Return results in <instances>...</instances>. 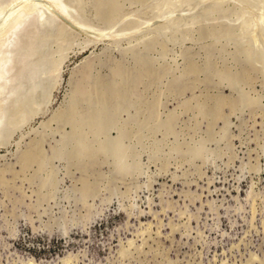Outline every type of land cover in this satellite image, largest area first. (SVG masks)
<instances>
[{"label":"rangeland","instance_id":"374dc122","mask_svg":"<svg viewBox=\"0 0 264 264\" xmlns=\"http://www.w3.org/2000/svg\"><path fill=\"white\" fill-rule=\"evenodd\" d=\"M68 1L19 42L0 264H264V0Z\"/></svg>","mask_w":264,"mask_h":264},{"label":"bare ground","instance_id":"6f19581e","mask_svg":"<svg viewBox=\"0 0 264 264\" xmlns=\"http://www.w3.org/2000/svg\"><path fill=\"white\" fill-rule=\"evenodd\" d=\"M197 2V1H196ZM99 4V3H98ZM169 5V4H168ZM196 5V4H195ZM198 5V4H197ZM196 5V8L198 7ZM200 5V4H199ZM171 6V5H170ZM177 6V5H175ZM194 6V5H193ZM244 6H247L244 4ZM165 7V6H164ZM174 7V6H173ZM190 7V4H189ZM200 7V6H199ZM254 7V6H253ZM188 8V7H187ZM195 8V7H194ZM247 8V7H246ZM249 8V7H248ZM60 10V12L58 11ZM193 9V8H192ZM199 9V8H198ZM251 9V8H250ZM161 10V9H160ZM187 11V10H185ZM196 11V10H195ZM253 11V10H252ZM167 12V11H166ZM169 12V11H168ZM250 12V10H249ZM64 13L72 21H81L87 24L92 25L88 21L83 20L76 14L73 6L68 0H0V133L5 121V111L9 107L14 95L17 91L16 79L18 76V71L16 67V59L22 57L25 58V62L28 59V56L22 54L19 49V42L21 38H24L28 35L29 31L31 32V27H36L37 29L45 30L52 25L58 26L59 30L65 29L66 24L59 19V15ZM251 13V12H250ZM250 26L252 28L253 37L256 42L264 41L263 29H264V8L259 6L256 12L253 11L251 15ZM67 18V17H66ZM192 19V18H191ZM248 19V18H247ZM163 20V19H162ZM182 20V19H181ZM248 21V22H249ZM178 21L176 20L175 23ZM77 23V22H75ZM160 23V22H159ZM120 25V24H119ZM110 26V25H109ZM113 26V25H112ZM111 26V27H112ZM249 26V25H248ZM249 26V27H250ZM69 27V26H68ZM108 27V26H107ZM119 27V26H118ZM110 29V28H109ZM33 31V32H35ZM113 31V30H112ZM39 32V31H38ZM42 32V31H41ZM71 32V30H70ZM73 32V31H72ZM115 32V30H114ZM251 32V31H250ZM112 33V32H111ZM76 34V32H75ZM251 35V34H250ZM32 35H30L31 37ZM65 39V38H64ZM86 45L93 42L92 39L84 38ZM250 40V39H249ZM251 41V40H250ZM252 42V41H251ZM249 44V41H248ZM253 44V43H250ZM262 44V43H261ZM259 45V44H258ZM250 46V45H249ZM23 47V46H22ZM27 47V46H26ZM248 47V46H247ZM257 48V47H256ZM255 48V49H256ZM263 48V47H262ZM24 51V50H23ZM258 51V50H257ZM263 52V51H262ZM30 53V52H29ZM59 54V53H58ZM65 55V54H64ZM260 55V54H259ZM32 56V55H30ZM54 56V55H53ZM63 57V55H62ZM263 57V56H262ZM19 58V59H20ZM59 59L61 61L59 62ZM58 59V66L61 65L64 59L61 56ZM192 63V62H190ZM189 63V64H190ZM89 64V63H88ZM193 64V63H192ZM25 65V64H24ZM86 65V63H85ZM196 65V64H195ZM137 66V65H136ZM193 66V65H192ZM197 68V67H194ZM200 68V67H199ZM117 69V68H116ZM190 70V67H188ZM119 70V68H118ZM195 70V69H194ZM193 70V71H194ZM197 70V69H196ZM117 71V70H116ZM136 71V70H135ZM144 71V70H143ZM147 71V70H146ZM192 71V72H193ZM56 72V71H55ZM153 72V71H152ZM191 72V71H190ZM117 73V72H114ZM144 73V72H143ZM56 74V73H55ZM126 74V73H125ZM140 74V73H139ZM145 74V73H144ZM85 75V74H84ZM116 75V74H115ZM119 75V74H118ZM122 75V74H121ZM248 75V74H247ZM140 76V75H139ZM138 76V77H139ZM34 77V76H33ZM42 77H44L42 75ZM244 77V76H243ZM83 78V77H82ZM99 78V77H98ZM119 78V77H118ZM121 78V77H120ZM84 79V78H83ZM122 79V78H121ZM85 80V79H84ZM209 80V79H206ZM82 81V80H81ZM18 82V81H17ZM121 82V80H120ZM123 82V81H122ZM113 83V82H112ZM30 84V83H29ZM150 84V83H149ZM56 85V84H55ZM111 86V85H110ZM107 88V86H105ZM235 87V86H234ZM21 88V87H20ZM40 88V87H39ZM82 89V88H81ZM77 90V88H76ZM83 90V89H82ZM78 91V90H77ZM126 91V90H125ZM76 93V92H75ZM109 93V92H108ZM79 94V93H78ZM104 94V93H103ZM118 96V95H117ZM97 97V96H96ZM88 98V97H87ZM103 98V96H102ZM107 98V97H106ZM222 98V97H220ZM224 99V98H223ZM117 100V99H116ZM210 100V99H209ZM212 100V99H211ZM232 100V99H231ZM107 101V100H106ZM214 101V99H213ZM80 102V101H79ZM105 102V101H104ZM103 102V103H104ZM227 102V101H226ZM223 101V103H226ZM236 103V102H235ZM105 104V103H104ZM107 104V103H106ZM217 104V103H215ZM112 105V104H111ZM223 105V104H222ZM227 105V104H226ZM225 105V106H226ZM230 105V104H228ZM233 105V104H232ZM16 106V105H15ZM102 106V105H101ZM215 106V105H214ZM219 106V105H218ZM217 106V107H218ZM224 106V105H223ZM18 107V106H17ZM16 108V107H15ZM114 109V107H112ZM222 108V106H221ZM222 110V109H221ZM17 111V110H16ZM73 111V110H72ZM76 111V110H75ZM217 111V110H216ZM214 111V112H216ZM7 112V111H6ZM74 112V111H73ZM97 112V111H96ZM207 112V111H206ZM205 112V113H206ZM210 112V111H209ZM213 112V111H212ZM213 112V113H214ZM208 113V112H207ZM60 114V113H59ZM58 114V115H59ZM64 114V113H62ZM217 115H219L216 112ZM222 114V113H221ZM54 115V114H53ZM68 114H66L67 116ZM7 116V114H6ZM213 116V115H212ZM48 120V119H47ZM51 120V119H50ZM53 120V119H52ZM65 121V120H63ZM93 121V120H92ZM91 121V122H92ZM213 121V119H212ZM215 121V120H214ZM20 122V121H19ZM49 122V121H48ZM8 124V123H7ZM120 138V137H119ZM90 144V143H89ZM104 144V143H103ZM98 145V144H97ZM114 145V144H113ZM117 146V145H116ZM117 148V147H116ZM119 148V146H118ZM34 149V148H33ZM41 149V148H40ZM82 149V147H81ZM39 150V148H38ZM87 150V149H86ZM94 150V149H93ZM29 151V150H28ZM28 153V152H27ZM32 154V153H28ZM26 157V155H24ZM29 157H34L30 156ZM26 158H29V157ZM37 156V155H36ZM39 156V154H38ZM41 156V155H40ZM84 156V155H83ZM36 159V157H34ZM33 158V159H34ZM31 159V158H30ZM31 159V160H33ZM40 159V158H39ZM23 161L26 159L22 158ZM30 160V161H31ZM22 161V162H23ZM28 161V159H27ZM39 161V160H38ZM21 162V163H22ZM31 165V164H30ZM11 171V170H10ZM5 172V171H4ZM12 172V171H11ZM13 173V172H12ZM14 174V173H13ZM18 174V173H17ZM1 180V179H0ZM86 187V186H84ZM83 188V187H82ZM88 188V186H87ZM90 189V188H89ZM86 191V190H85Z\"/></svg>","mask_w":264,"mask_h":264}]
</instances>
